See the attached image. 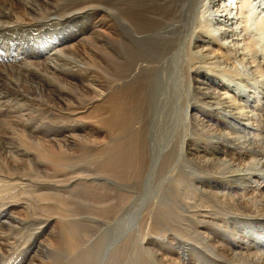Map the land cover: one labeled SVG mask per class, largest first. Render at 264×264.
<instances>
[{"label": "bare ground", "instance_id": "1", "mask_svg": "<svg viewBox=\"0 0 264 264\" xmlns=\"http://www.w3.org/2000/svg\"><path fill=\"white\" fill-rule=\"evenodd\" d=\"M185 1L188 5L187 11L183 6ZM254 1H258L259 11L264 12V0H239V5L237 0H113L112 11L109 14L106 13L112 16L111 23L100 19L99 28H95L91 32L92 35L98 34L99 36L96 37L100 47L97 49L98 52L95 50V46L90 43L86 47L89 40H92L90 33L89 36L78 41V43L80 42V48L86 47V53L83 50L84 53L82 54L77 52L69 55L68 52L73 51V48L51 49V52L54 53L49 54L45 59L43 58V61L31 62L34 66V74L30 75L34 76L31 80L36 84V87H40V91L49 89V92L52 93L55 91L52 87V81L42 82L41 73L43 72L41 71L62 84L66 83V85L77 81L83 72L88 74L89 83L86 82L80 89L86 88L85 92H88L89 89L97 92L95 97L92 95V97L86 98L90 99L86 104L90 106L95 102L101 104L100 115H96L98 119L95 120L98 123L97 130L101 128L102 133L99 134L103 135L107 132V135H104L106 140L109 137L108 132L111 134L113 128L118 127L127 137L122 142L120 141L121 144L118 142L116 145L109 146L108 143L104 144V141L95 146L98 142L91 139L90 136L85 139V142L84 140L78 142L79 135L77 132L81 131L82 120L75 119L74 122L78 125L74 127L66 126L67 133L64 136V141H53L52 144L43 147L34 142L35 138L32 137V134L29 136L23 134V130L25 127L28 128V124L35 125V117L32 118L30 112H24L25 109L18 108L17 105L11 110L9 102L16 104L29 96V90L25 89V86V88L19 90V85L15 84L17 76H13L21 75L15 70L14 64L26 55L23 51L25 47H22L19 43L17 33L25 32L26 29L31 32L36 31L34 29L39 30L38 25L35 23L45 24L48 20L54 18L55 13L52 17L51 13L54 9L53 5L56 3L55 0H0V41H3L0 46V107H4L7 114H11L10 117H12L11 119L3 118L1 116L3 111L0 109V207L9 206L13 208L12 206L17 203V206L20 205L19 207L25 212V214L20 215H12L10 212L6 223L2 224L4 226L0 228V264L7 261V257L12 255H15L13 258L15 261L27 258L26 261H23L24 264H47L39 256L44 251L54 252V249L57 251L60 248V243L65 244L61 247L63 246L64 250L70 254L65 264L92 263L97 249L101 247L105 239L104 232L107 230L109 220L113 219L110 218L106 222H102L96 217H90L91 220L86 219L87 222L94 223L95 226L88 223L91 229L101 232L94 243L87 247L82 241L88 236V232L77 228L75 225V227L71 225L68 227L60 226L59 228L64 230H62V233L57 229L58 236H56L59 238H54V232L50 230L53 235L46 239L47 236H44V234L49 230L48 227L53 221L51 217L62 223L72 222L75 224L82 222L83 217H78L76 222L74 221L75 216L70 215L72 209L68 204V202L75 200L77 191H90L93 196H100L103 190L98 191L97 189L100 190L108 186V180L102 179V176L111 174L116 177L119 175L123 177H117L120 180L124 179L130 172L133 174L138 173L139 176L144 170L148 169L149 165L145 169V157L141 156L143 151L148 150L146 146L149 145L146 133L147 108L149 109V102L153 98V88L155 84H158L156 82L160 78V72L162 70H172L173 68H176L179 72L176 77L183 78L187 86L185 92L187 96L185 95L182 100L183 106H178L182 119H184V128L190 127L193 132L198 134L197 138H193V135V137L180 135L181 139L177 145L179 149L177 164L174 161L170 162L169 154H166V152L161 156V159L165 157L167 160L168 173H166L168 176L175 175L176 170L180 169L177 177L174 178L176 182L171 183L179 184H176V186H180L183 191L182 199H186L183 206L185 208L180 213L179 224L181 225L182 221L189 225L193 222L197 233L203 236L201 239L206 240L208 243L209 240L213 241L216 236L222 235L223 240L219 242L218 246L215 245L216 251L222 245L228 244L226 239L233 240L234 242L229 244V249L221 252L232 259H240L245 264L248 262L252 264L255 260L257 264H264V231L260 236L253 232L244 233L242 229H230L229 225L224 226L219 221H216L214 226L220 225L211 228L207 226V219L204 218V216L207 218L214 211L222 222L225 221L226 216L240 215L249 218V222L264 224V173H261L264 172V169L258 172L248 169L257 163L264 168V45L249 34V25L251 26V24L258 27L256 30L259 34L264 30V14H261L258 19L252 18L253 22H250ZM170 2L176 5L172 10L171 6L168 8ZM23 6L27 7V11L24 10ZM105 7L103 9H106ZM41 11H43L42 15ZM66 11L67 9L61 15L68 13ZM175 11H177V15ZM100 12H103V10L100 9ZM162 12H173L175 15L171 19L159 18ZM260 12L258 13L260 14ZM111 45H115L117 49L112 57L104 53V51L112 49ZM102 53L103 55H101ZM166 53L169 54V57ZM57 55V58L59 56L64 57L67 55L66 58L71 56L73 61L68 57L69 60H66L68 64H65V68H61L59 66L61 64L56 65L53 63V59ZM153 55L157 58L154 59ZM89 56L95 60L98 59V61L91 60ZM88 62L93 64V67H96V63H99L100 65L97 67L110 80L96 79L97 74L93 73L92 69L94 68L91 69ZM26 64H21V66ZM12 71L16 73L13 74ZM110 71L114 72V77L108 76L111 73ZM171 76L174 77L172 73ZM84 81L86 80L84 79ZM3 89H6V92ZM71 89L74 90V88ZM220 89L222 92L219 91ZM64 91H59L58 95L66 96L67 94ZM32 93H36L34 89ZM72 97L74 96L72 95ZM72 97L70 96V100H73ZM57 108L60 109L57 106L56 108L49 107L48 112L50 115L48 116L62 117L73 112L70 111L65 114L60 113L61 111L58 110V112H54ZM45 118L48 117L46 115L41 117L42 127L46 126ZM216 120H219L229 129L227 132L229 138L227 139H231L232 142L229 149H219V154L212 158L194 155L193 152L190 153L192 148L188 142L197 143L199 142L197 140L201 139H219L221 134L223 135V132L214 129L219 127L212 123ZM142 123L145 125L142 126ZM50 127L53 131H56L55 125H50ZM5 129L19 130L21 136L17 150L12 153L8 152V155H5L9 145L5 141L6 137L3 136ZM227 134L225 133V135ZM187 144L190 145L189 148ZM31 146H35V152L30 151ZM76 147L83 150V152L88 151V149L93 151L88 158L92 164H94V160L102 158L101 165L97 169L93 165L94 170L91 169L90 173H84V171L75 170V168L68 171L67 169L73 165L68 163L72 161V152L77 149ZM31 153L35 158L32 163L34 166L37 165L38 171H43L48 164L47 162L50 161L56 165V169L44 174L43 178L36 181L33 186H28L25 182L26 179L8 175L7 170L9 171V168H7V164L10 161L7 159L11 156L12 163L16 165L19 160L18 157L25 158ZM52 154H60L65 157L60 155L57 157V155ZM181 156H184L188 161V165H185L184 168L180 166ZM82 157L81 155L78 156L76 161H80L79 159H82ZM86 161L85 164H87ZM173 162L174 164H171ZM88 163L91 164L89 161ZM158 163L159 161L156 162V164ZM192 169L194 173H192ZM219 170L226 175L230 174L229 188L223 191L221 189L215 190L216 192L208 188L204 189L202 181L205 178L214 179L215 173ZM197 172H201L202 176L196 174ZM191 174L194 176H191ZM169 181L171 180L169 179ZM31 182L34 183L35 181ZM169 184L167 183V186ZM92 189H94V192H92ZM113 196L117 199L122 196L126 197L118 189L115 190ZM173 197L174 195L171 198ZM195 197H197L196 200ZM202 197L207 198L209 202L211 201L212 205L198 202ZM189 199L195 200V205H192L193 208L189 206ZM168 201L163 202L165 203L163 206H167ZM155 202L156 200L152 202L153 206L156 205ZM32 206L33 209L36 207L41 208L51 214L45 220L41 213L31 214L32 216L27 215L26 213L30 211ZM164 210H170L173 213L171 214L174 215L173 217H175V211L172 208L167 206V209ZM205 210L206 212H203ZM95 219L100 223L98 222V224ZM146 219L143 220L146 222ZM147 221L146 226L148 225L149 228H146L145 236L141 239L138 234V237L140 236L139 245L141 246L137 247L132 244L135 237L132 240L123 241L122 244H114L107 252L102 264H119L122 258L130 252H127L128 250L133 251V253L139 252L147 253L149 256L152 255L157 264H162L163 260H157V253L151 252L147 248L148 238L156 231L155 221L150 219ZM180 225L177 229L180 233L172 232L174 229L167 230V232L173 235L177 234L181 238L186 236L184 233H187V228ZM220 227L222 231L217 232L220 231ZM26 232L29 234L28 240L24 237ZM229 236L232 238H229ZM20 238H23V240L20 241ZM169 242L165 241V244L168 245ZM206 242L205 245L208 244ZM178 243L181 245L180 241ZM21 244H25V250L18 249ZM183 245L186 246V244ZM64 252L62 250V253ZM61 255L63 257V254ZM57 256L59 257V255ZM139 258H142L143 264H148L144 256ZM7 262L9 264V261ZM175 263L177 262L175 261Z\"/></svg>", "mask_w": 264, "mask_h": 264}, {"label": "rangeland", "instance_id": "2", "mask_svg": "<svg viewBox=\"0 0 264 264\" xmlns=\"http://www.w3.org/2000/svg\"><path fill=\"white\" fill-rule=\"evenodd\" d=\"M112 2H113V0H55L56 4L53 5L54 9L52 10V13H51V17L55 13L54 18H52L51 20H48V22H46L45 24L35 23L38 25L37 28H39V30L34 29L36 31L31 32V31H28L26 29L25 32L21 31L20 33H17V35L19 36L18 37L19 43L21 44L22 47H25V49H23V51L25 52L26 55L23 56L22 60H19V61L15 62L16 64H14L15 70L17 71V73H20L21 75L22 74L23 75L21 76L18 74V75H13V76H17V78H16L17 80L15 81V84L19 85V90H21L25 86L26 88L25 87L24 88L29 90V96H28V98H25V99L18 101L16 104L9 102V105H10L11 110L15 105H17L18 108L25 109L24 112H30L32 118L35 117V119H34L35 125L32 126L31 124H28L27 125L28 128L25 127V129L23 130V134L27 135V136L32 134V137L35 138L34 142L39 144L40 146L44 147V146L50 145L53 143V141H64V136L67 133L66 126L70 125L71 127H74V126L78 125L76 122H74L75 119L82 120V125H81V129H80L81 131L77 132V134L79 135V138H78L79 141L78 142H81V140H84V142H85L86 141L85 139L88 136H90L91 139L98 142L95 146H98L99 143H101V142L103 143V141H104V144L108 143V146H109V145H116V144H118V142H119V144H121L120 141L122 142V140L127 137V136H125L126 134L123 133L122 130L118 127L113 128L111 134L108 132L109 137L106 140L104 138V135L105 134L107 135V132H105L103 135L99 134L101 132V128H99V130H97V124L98 123L95 120L97 118L96 115L97 116L100 115L101 104L99 102H95L91 106L89 104H86V102L87 101L89 102V100H90V99H86V98L92 97V95H93V97H95L97 92H95V90H92V89H89L88 92H85L86 88L83 90L80 89L83 87V85L86 82H87V84L89 83V81H88L89 75L88 74L83 72L77 81L69 83L66 85V83L62 84L61 82H58L57 80L48 76V74H46L44 71H41V72H43V73H41V81L42 82L52 81L51 82L52 87L55 90L52 93L49 92V89H45L43 91H40L41 90L40 87L39 86L36 87V84H34V82L31 80L34 78V76L30 75L32 73L34 74V72H33L34 66H33V64H31V62L43 61L45 59V57L49 56V54L51 55L54 53V52H51V49L73 48V51L75 50V52L70 51V52H68L69 55H71V53L76 54L77 52L82 54L84 52L86 53V47L89 46L90 44H92L95 46V50L97 51V49H99L100 47L98 45V42L96 41V37H99V36H98V34L92 35L91 32L95 28L96 29L99 28L100 19H102L103 21L104 20H107V21L111 20L112 16L107 15V14H109V12L112 11ZM238 2H239V0H237V4H238ZM253 3H254L253 4L254 9L251 10L252 16L250 15L251 16L250 19H252V18L258 19V18H260L261 14H264V12L261 13L260 12L261 10L259 11L260 5H258V1H254ZM107 4H109V5H107ZM170 6H171V10L173 9V7L174 8L176 7V5L173 4L172 2H170L168 4V8ZM183 6H184V9L187 11L188 5H187L186 1L183 3ZM23 7H24V10L27 11V7L26 6H23ZM91 7H92V9H91ZM98 7H99V9H98ZM104 7L106 9H103ZM83 8H85V9H83ZM65 9H67L68 13L61 15V14H63ZM69 9H70V11H69ZM100 9L103 10V12H100ZM42 12L43 11L40 12L41 15L43 14ZM176 12L177 11H175V14L177 15ZM258 12H260V14ZM175 14L173 12H171V13L162 12L160 14L161 17H159V18L171 19V17L174 16ZM166 17H168V18H166ZM250 22H253V19ZM110 23H111V21H110ZM257 28L258 27L254 26V24H251V26L249 25V29H250L249 34L252 35L255 39H257V41H259L260 44L263 43V45H264V30L261 31V33L259 34V32L256 30ZM90 33L92 35L91 36L92 40H89L86 47L84 46V47L80 48L79 47L80 42L78 43V41L82 38L89 36ZM2 42L3 41H0V46H1ZM51 45H53V46H51ZM111 46H112V49H108V50L104 51L105 55H109L110 57H112L113 54L117 51L115 45H111ZM80 49L82 52L80 51ZM83 50H84V52H83ZM58 55L53 59V63L56 65L61 64V65H59L61 68H65L66 67L65 64H68L66 62V60L68 61L69 59H71V61H73V57L71 58V56H68L69 57V59H68V57L66 58L67 55L64 57L59 56V58H60V61H59V58H57ZM101 55H103V53ZM166 55L169 57V54L166 53ZM152 57L154 59L157 58V57H155V55H153ZM89 58L95 62L98 61V59L95 60L91 56H89ZM95 58H97V56H95ZM20 63L21 64L27 63V64L21 66ZM62 63H64V64H62ZM96 64H97V66L100 65L99 63H96ZM88 65H89V67H91V69L92 68L95 69V70L94 69H92V70L94 71L93 73L97 74L96 79H98V80L104 79L106 81L110 80V79L106 78L107 77L106 74H104L99 67H97V66L93 67V64H91L90 62H88ZM21 67H23V68H21ZM4 68L6 69V67H4ZM97 70L101 71V72L98 73ZM172 70L174 71V74H173ZM172 70L171 69L168 71L167 70H162V71L160 70L161 71L160 72V78L161 79L159 78L160 80L158 79V81L156 82L158 84L154 85L153 98L149 102V109L147 108V111H148L147 121H146L147 124H146V122H145V124L147 125L146 133H147L149 145L146 146V147H148V150L146 149V151H143L141 156L143 158L145 157V165H146L145 169H146V167H148L147 165H149L148 169L146 171L144 170V172H142L139 176H138V173L133 174L130 172L129 175L124 177V179H120V180H119V178H123V177H121L119 175H117L116 177H114L111 174H107V176L106 175L102 176V179H106V181L108 180L107 181L108 186L103 188V189H100V190L97 189L98 191L103 190L101 193L102 195H100V196H98V195L93 196V194H91L90 191H88V192L87 191H81L82 193L80 191L79 192L77 191L76 192L77 197L74 198L75 200L68 202V204L71 206L70 208L72 209L71 210L72 212L70 211V215L75 216V219H74L75 222H76V219L78 217H83L84 220L82 222L75 223V224L72 222L62 223V222H59L58 220H56L55 218L51 217L53 221L51 220L52 222L50 223V225L48 227L49 230L46 232V234H44V236H47L46 239L52 237L51 235H53V232H54V238L57 237L58 236L57 229H59L63 233L62 230H64V229L59 228L60 226L68 227L71 225L73 227L76 226L77 228L85 230L88 232V236L86 238H84L82 243L85 246L89 247L100 236L101 232L91 229L89 227V224L94 225V223H89L86 221V219L89 218V220H91L90 217H96V219L101 220L102 222H106V220H109L111 218L113 220H109V225L107 227V230L104 232L105 239L103 240L101 247L99 249H97L92 263H90V264H102L107 252L109 251V249L114 244H122L123 241L132 240L135 237L134 238L135 240L133 239L134 242L132 244H134L137 247L141 246V245H139V242H140L139 239H140V236H141V239L145 236L146 228L147 227L149 228L148 225L146 226V222H148L147 220L150 219V220L155 221L156 231L154 234H152L148 238L147 248L149 251L157 253V255H158V256L156 255L157 260L158 261L163 260L162 264H197V263H199V264H245L240 259H232V258L221 253L223 250L229 249V247H230L229 244L233 243L234 242L233 240L226 239L228 244L222 245L221 248L220 249L217 248L219 250L216 251L215 250L216 246H218V244H220L219 242H221L223 240L222 235H220L219 237L216 236V238L213 241L209 240L210 241L209 242L210 244H209L208 242H206V240L201 239V237H203V236H202V234L197 233V230H195V225L193 222H191L192 224H190V225L188 223H185V221H182L183 223H181V225L179 224L180 223L179 222L180 213L185 208V207L183 208V206H184V203H186L185 202L186 199H182L183 191L181 190V187L178 186L179 184L176 183V184H178L176 186V184H171V183L176 182V180L174 178L177 177L180 169L176 170L175 175L168 176V174H167L168 173V169H167L168 166L166 167V161L167 160L165 157L161 159V156L163 155V153L166 152V154H169L168 157H170L169 158L170 162L174 161L177 164L179 161V149L177 148V145L179 144L178 141L181 139V136L190 135L191 137L194 136L193 138H195V137L197 138L198 134L193 132V130L190 127L184 128V125H185L184 119H182L181 111H180V108L178 106H180V105L183 106L182 100H183V98H185V95H186L185 92L187 91V86H186V83L183 81V78L181 79L178 76L176 77V75H179V72L177 71V69L173 68ZM110 72L111 73H109L108 76L114 77V74H113L114 72H112V71H110ZM11 73L15 74L16 72L12 71ZM100 73H102V74H100ZM171 73H172V75H174V77L171 76ZM27 75H28V77H27ZM46 76H47V78H46ZM165 76H167V77H165ZM172 78H173V80H172ZM13 79H15V78H13ZM84 79L86 81H84ZM81 80H83V81H81ZM161 83H164V84H161ZM71 84H72V86H71ZM159 84H161V85H159ZM61 85H63V86L61 87ZM94 87L99 88L97 86H94ZM66 88L69 92L66 90ZM71 88H74V90ZM33 89L35 90L36 93H32ZM3 91L6 92V89H3ZM59 91H64V92H66L67 95L66 96H60V95H58ZM219 91L222 92L221 89ZM38 92H39V95H38ZM195 92H196V90H195ZM72 95L74 97H72ZM70 96L73 98V100H70ZM161 97H163V98H161ZM151 103H152V105H151ZM56 106L59 107L60 109L57 108L54 112L61 111L60 113H62V114H65L66 112H70V111H73V112H70L71 114L68 116H62V117L57 116L58 118L54 115L48 116V115H50L48 112V108L49 107H55L56 108ZM0 109L3 111L2 115H1L3 118H5V119H11L12 118V117H10L11 114H7V111L5 110L4 107H0ZM71 109H73V110H71ZM96 112L99 114H97ZM56 114H58V113H56ZM45 115L48 118L44 119L46 126L42 127L43 125H41V117L42 116L45 117ZM71 120H73V121H71ZM58 121H60V122H58ZM215 122L213 121L212 123L214 125L216 124L215 126H219V127L214 128V129H216L218 131L220 130L221 133L223 132V135L221 134V137H219V139H210V140L201 139V140H197V141H199V142L196 141L197 143L188 142L192 148L190 153L193 152L192 154H194V155H201L204 157L212 158V157H215L216 154H219L220 150L229 149L230 144L232 145V142H231V139H229V140L227 139V138H229V136L227 134V132L229 131L228 127L226 125L222 124L219 120H216ZM73 124H75V125H73ZM143 124L144 123H142V126H143ZM50 125H55L56 131L58 130L59 132L53 131L52 128L50 127ZM98 127H99V125H98ZM225 133L227 135H225ZM94 134H96V135H94ZM122 135H123V137H122ZM3 136L6 137L5 141L9 144L7 152L5 153V155H8V152H11V153L15 152L17 150V148L19 147V142L21 139L20 131L16 130V129L15 130L5 129L3 131ZM120 137H122V138H120ZM116 139H117V141H116ZM208 141H209V143H208ZM213 144H215V145H213ZM34 145H36V144H34ZM190 145L187 144V147L189 148ZM208 146H210V147H208ZM206 147H207V150H206ZM77 149H78V151L79 150L80 151L76 152ZM77 149H74L72 152V158L73 159L68 164H73V165L71 168L67 169L68 171L70 169L75 168V170H82V171H84V173H90L92 171L91 169L94 170V168H93L94 166L97 169L101 165L100 161L102 160V158L94 160L93 161L94 164H92L90 159L88 158V156H90V153L92 154L93 151L88 149V151L83 152V150H81L80 148H77ZM34 150H36L35 146H31L30 151L35 152ZM206 153H208V154H206ZM79 154L81 156H83V157L85 156V157L84 158L82 157V159H79L80 161H76L77 157L80 156ZM176 154H178V155H176ZM52 155H57V157H58L60 154H52ZM60 156H64V155H60ZM73 156H75V157H73ZM57 157H55V159H57ZM175 157H177V158H175ZM184 158H185L184 156L180 157V166L183 168L185 165H188L187 159L186 158L184 159ZM18 159L19 160L15 165V163H12V161H11V156L8 157L7 160L10 161V163L7 164V168H9V171L7 170L8 175L11 177L17 176L18 178L21 177L23 179H26L25 182H26V184H28V186H33L36 183V181H40L41 178H43L42 176L44 174H48V172H51V171H53V169L54 170L56 169V165L52 164V162L50 161V162H47L48 164L44 168L43 171H38L37 165L34 166L32 163L35 160L33 153L29 154L25 158L24 157H18ZM86 160H88L91 164H89L88 161H86ZM85 161L87 162V164L84 163ZM158 161H159V163L156 164V162H158ZM174 162L171 164H174ZM257 164L255 166H252L251 168H248V169L251 171L256 170V172L264 169V168L259 166L260 165L259 163H257ZM161 167H162V169H164L166 167L165 168L166 170L165 169L163 170V172L165 171L164 173L161 172L162 171ZM257 167H260V168H257ZM150 168H152V169H150ZM191 168H193V166H191ZM100 172H102V171H100ZM102 173H104V172H102ZM192 173H194L193 169H192ZM261 173H264V172H261ZM196 174H199L202 176L201 172H197ZM91 175L93 176V174H91ZM192 175L193 174H191V176ZM229 175H226L223 173V171L219 170L218 172L215 173L214 179L205 178L202 181L203 182L202 187L204 189H207V188L211 189L214 192L218 191L219 189H221L222 191L226 190L227 188H229V184H230L229 183L230 182V179H229L230 176ZM163 176H164V178H162ZM117 177H119V178H117ZM224 177H225V179H224ZM125 178H127V179H125ZM196 178H198V177H196ZM169 179L171 181H169ZM31 181H33V182L35 181V182L32 183ZM169 182H170V184H169ZM167 183L169 184L168 186H167ZM109 185H110V188H109ZM166 187H167V192H166ZM176 187H177V189H176ZM107 188H109V189H107ZM116 189H118V191L119 190L122 191L126 197L122 196L121 198L117 199V197L113 196ZM77 190H79V189L77 188ZM92 192H94V189H92ZM172 194L174 195L173 198H171L173 196ZM170 195H172V196H170ZM176 195H178V196H176ZM188 197H189V195H188ZM103 198H105L106 200ZM196 199H197V197H195V200ZM155 200H156V202H155L156 205L153 206L152 202ZM168 200H170V201H168ZM189 200H190V204H191V205L189 204V206H191V207H192V205L194 206L195 200L194 199H189ZM201 200H202V202H201ZM201 200H199L198 202L203 203V204L208 203V204L212 205V202L211 201L209 202L207 200V198L202 197ZM166 201H168L167 206L172 208V210L175 211V217H173L174 215H172L173 213L170 210H164V209H167V206H163L165 204L163 202H166ZM89 202H90V204H89ZM160 202H161V204H160ZM176 204L178 205L177 207H176ZM19 206H17V203H16L15 205L12 206L13 208H10L9 206L0 207V225H1L0 228H2L4 226V225L2 226V224L6 223V220L9 216L10 212L12 215L25 214L24 210L21 209V207H19ZM159 207H161L162 209L160 210ZM164 207H166V208H164ZM39 209H41V208H39ZM39 209L37 207L33 209V206H32L30 211L27 212L26 214L27 215H31V214L34 215V214L41 213V214H43L42 217H44V220L48 219V215H50L51 213L48 211H44L42 209L39 210ZM203 212H206V210ZM116 215H117V217H116V219H114V217ZM202 216H204V215H202ZM209 216L207 218L204 216V218L207 219V226H209L211 228H216V226L223 223L224 226L229 225L228 227L230 229L231 228H235V229L239 228V229H242L244 233H252L253 232L259 236L264 231V224L249 222V218H247L246 216H240V215H235V216L230 215L231 217L226 216V219H224L225 220L224 222H222L221 220L218 219L219 216H217L214 211H212V213H210ZM143 219H146V222ZM98 220H96L97 223L99 222ZM168 221H170L171 224H169L170 222H168ZM216 221H219L220 224L214 226V224H216L215 223ZM173 224H175V225H173ZM179 225L181 227L187 228V233L186 232L184 233L186 236H183L181 238V237L177 236V234H175L176 235L175 236V235L167 232V230H173L174 229L172 232H177V233L179 232L180 233V231L177 230ZM240 225H241V227H240ZM56 226H57V228H56ZM28 228H30V226H28ZM50 230H53V232H51ZM190 230H192V231H190ZM219 230L220 231H217V232H221L222 228L220 227ZM249 230H251V231H249ZM138 234L140 235L139 237H138ZM166 234H168V235H166ZM24 237L26 240L29 239L28 238L29 237L28 232H26L24 234ZM57 238H59V237H57ZM229 238H232V237L229 236ZM136 239H138V240H136ZM19 240L22 241L23 238L22 239L20 238ZM165 241L166 242L170 241V242L167 243L168 245H166ZM179 241H180L181 245H179V243H178ZM205 242L208 244L205 245L204 244ZM60 244L63 246L65 245L64 243H60ZM183 244H186V246H184ZM61 245L57 251L54 249V252H50V250L42 252L41 255L39 256V258L40 259L42 258V260H44L47 264H65L68 261L70 254L66 250H64L63 246L61 247ZM24 247H25V244L24 245L21 244L18 249L19 250L20 249L25 250L26 248H24ZM62 250H63V252L65 251L67 253H65V252L62 253ZM127 252H129V253H127L122 258V260L120 261L119 264H143L142 258H139V257H143V256L146 259V261L148 262V264H157V262L153 259L152 255L149 256V255H147V253L143 254V253H139V252L133 253V251H131V250H128ZM48 254H49V256H47ZM61 254H63V257H61L62 256ZM67 254H68V256H67ZM57 255H59V257ZM14 257H15V255L7 257V261H9V264H14V263L15 264H24L25 262H23V261H26V259H27V258H25V259H22L20 261H15V260H13ZM160 257H161V259H160ZM7 261H3V262H1V264H8ZM175 261L177 263H175ZM247 264H251V263L248 262ZM252 264H257L256 260Z\"/></svg>", "mask_w": 264, "mask_h": 264}]
</instances>
